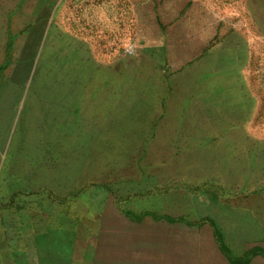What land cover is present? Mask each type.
<instances>
[{
  "label": "rangeland",
  "instance_id": "obj_1",
  "mask_svg": "<svg viewBox=\"0 0 264 264\" xmlns=\"http://www.w3.org/2000/svg\"><path fill=\"white\" fill-rule=\"evenodd\" d=\"M254 255L264 0H0V264Z\"/></svg>",
  "mask_w": 264,
  "mask_h": 264
},
{
  "label": "trees",
  "instance_id": "obj_2",
  "mask_svg": "<svg viewBox=\"0 0 264 264\" xmlns=\"http://www.w3.org/2000/svg\"><path fill=\"white\" fill-rule=\"evenodd\" d=\"M255 255H257V254H255ZM255 255L253 257H251L250 259H248V260H246V259L239 260L238 263L239 264H250L253 261ZM227 259H228L230 264H236V262L233 261L232 259H229V258H227Z\"/></svg>",
  "mask_w": 264,
  "mask_h": 264
},
{
  "label": "crops",
  "instance_id": "obj_3",
  "mask_svg": "<svg viewBox=\"0 0 264 264\" xmlns=\"http://www.w3.org/2000/svg\"><path fill=\"white\" fill-rule=\"evenodd\" d=\"M35 228H36V227H35ZM32 229L35 230L34 227H33ZM36 230H38V229L36 228ZM33 232H34V231H33ZM34 234H36V233H33V236H32V237H34ZM37 234H38V233H37ZM38 236H39V235H38ZM31 248H32V247H31ZM35 250H36L35 247H33L32 250H30V252H31V251L35 252ZM11 253L13 254V255H12V257H13L14 255L17 256L16 253H18V252H17V251L15 250V248L13 247V248L11 249ZM48 256H49V255H48ZM228 263H229V262H228ZM229 264H230V263H229Z\"/></svg>",
  "mask_w": 264,
  "mask_h": 264
}]
</instances>
